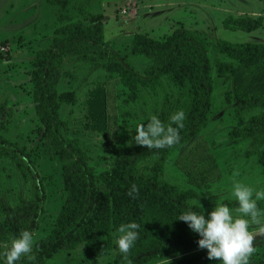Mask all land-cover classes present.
<instances>
[{"label": "rangeland", "instance_id": "rangeland-1", "mask_svg": "<svg viewBox=\"0 0 264 264\" xmlns=\"http://www.w3.org/2000/svg\"><path fill=\"white\" fill-rule=\"evenodd\" d=\"M82 5V6H81ZM79 6L90 14H102L104 40L126 56L132 67L143 72L154 60L131 53L137 34L166 43L178 29L202 31L233 43L264 45V25L257 31H232L223 21L230 15L264 16V0H72L68 15L61 20L58 6L47 0H0V139L5 138L27 156L25 160L40 174L46 200L33 233L34 245L58 226L66 202L62 163L36 113V85L33 76L45 61V52L56 44L58 28L84 21ZM214 80L212 113L207 127L194 139L171 151L164 162L162 178L181 191L194 194L192 202L208 215L217 203L238 208L232 195L236 182L264 191V146L254 147L251 139L239 140L237 131L248 120L264 115V108L235 114L239 97L264 96V64L237 75L222 73L219 63L238 62L213 50L209 53ZM89 59L64 55L57 64V93L63 135L84 151L98 182L113 167L120 148L138 145L136 129L152 116L161 121L177 111L186 118L193 106L192 85H180L173 74L154 84L133 89L114 68H95ZM1 142L0 147L7 146ZM12 148V147H10ZM158 156L143 159L138 168L147 175ZM27 174V175H26ZM24 174L0 150V197L19 207L32 196L31 175ZM264 209V200L258 201ZM4 219L0 211V221ZM253 243L264 242V224L251 225ZM16 236L0 241V252ZM106 239V238H105ZM34 248V247H33ZM111 250L103 257L86 251L60 250L47 264H116ZM169 257L166 261H174Z\"/></svg>", "mask_w": 264, "mask_h": 264}, {"label": "trees", "instance_id": "trees-1", "mask_svg": "<svg viewBox=\"0 0 264 264\" xmlns=\"http://www.w3.org/2000/svg\"><path fill=\"white\" fill-rule=\"evenodd\" d=\"M72 0H47L58 6L61 20H73L69 15ZM82 6V5H81ZM84 21H75L57 29L56 44L45 52V61L39 73L33 76L36 85V113L45 133L62 163L66 202L58 226L49 236L36 242L31 255L22 257L17 264H47L60 250H75L83 245L86 251L103 257L114 250L116 264H218L209 260L206 249L198 246L199 235L178 220L187 211L206 212L194 204V194L181 191L162 178L168 153L199 135L208 125L212 113L214 80L209 53L224 54L239 64L219 63L222 73L237 75L253 66L264 64V45L253 42L233 43L212 37L206 32L178 29L172 39L159 42L137 34L130 50L134 55L153 59V65L143 72L130 65L125 55L104 40L102 14L86 13L79 6ZM264 25V16H228L223 26L232 31L254 32ZM64 55L89 59L95 68H114L123 76L124 83L133 89L139 84L157 83L167 74H173L180 85L190 84L194 91L193 106L180 130V142L169 148L147 149L146 146L128 145L114 155L113 167L98 182L89 164L87 154L62 133L60 102L57 93V64ZM264 108V96L239 97L235 109L237 117L245 111ZM162 122L166 124V118ZM239 140L251 139L254 147L264 146V115L247 121L237 131ZM1 142L7 143L5 138ZM12 147V148H10ZM24 174L31 175L33 196L21 206H12L0 197V241L7 235L18 237L25 230L34 233L44 209L46 193L40 174L32 171L18 146L7 143L0 147ZM158 156L152 171L145 175L138 166L147 157ZM27 175V174H26ZM135 185L139 190L129 196ZM135 222L139 237L125 256L118 250L117 229L121 224ZM106 238V239H105ZM255 252L249 264H264V242L253 243ZM169 257L174 261H166Z\"/></svg>", "mask_w": 264, "mask_h": 264}, {"label": "clouds", "instance_id": "clouds-1", "mask_svg": "<svg viewBox=\"0 0 264 264\" xmlns=\"http://www.w3.org/2000/svg\"><path fill=\"white\" fill-rule=\"evenodd\" d=\"M185 118L184 111H177L165 125L158 117L152 116L146 125L142 124L136 129L134 141L147 149L172 147L180 142V130L184 128ZM138 191L133 185L128 195L133 196ZM232 195L238 202L235 211L225 203H217L207 216L189 210L181 214L178 220L185 222L199 235L198 246L207 250L209 260H217L218 264H249L256 250L250 226L264 224V209L258 207V201L264 200V191L236 182ZM138 230L139 225L135 222L119 226L116 243L121 254L126 256L135 246ZM33 247L34 234L27 230L21 232L11 240L6 250L0 252V264H17L22 257L34 259L31 255Z\"/></svg>", "mask_w": 264, "mask_h": 264}]
</instances>
